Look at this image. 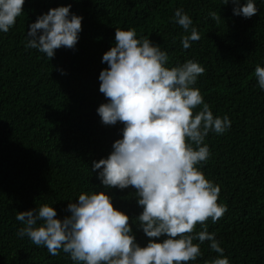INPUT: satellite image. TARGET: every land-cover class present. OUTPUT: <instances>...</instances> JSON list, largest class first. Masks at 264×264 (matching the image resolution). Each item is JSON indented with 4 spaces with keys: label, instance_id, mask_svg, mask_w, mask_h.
Here are the masks:
<instances>
[{
    "label": "trees",
    "instance_id": "16d2710c",
    "mask_svg": "<svg viewBox=\"0 0 264 264\" xmlns=\"http://www.w3.org/2000/svg\"><path fill=\"white\" fill-rule=\"evenodd\" d=\"M254 3L258 13L244 18L223 0H25L15 25L0 32V264H76L62 250L51 255L19 236L24 225L16 215L48 204L63 218L82 192L106 191L133 218L137 243L149 242L136 226L142 207L135 189H105L91 168L122 137L123 125H105L97 112L107 102L99 74L108 67L102 57L114 44L116 28L148 37L167 52V67L198 62L205 71L193 87L214 117L231 120L223 134L210 131L205 137L210 157L198 165L219 186L218 203L227 207L217 222H206L224 253L205 241L202 255L189 264L223 257L229 264H264V90L255 76L256 66L264 67V0ZM67 4L83 17L75 49L61 47L50 60L26 48L29 25ZM177 8L193 21L187 32L173 21ZM213 11L221 15L219 24L209 15ZM191 27L201 38L184 49L181 40ZM203 227L197 224L193 235Z\"/></svg>",
    "mask_w": 264,
    "mask_h": 264
},
{
    "label": "clouds",
    "instance_id": "9594fccd",
    "mask_svg": "<svg viewBox=\"0 0 264 264\" xmlns=\"http://www.w3.org/2000/svg\"><path fill=\"white\" fill-rule=\"evenodd\" d=\"M231 2L233 14L251 18L258 13L254 0ZM25 0H0V32L7 33L24 11ZM217 24L221 15L210 12ZM83 17L71 12V4L49 9L29 25L26 48L37 49L51 60L57 49H75ZM173 21L187 32L193 24L181 8ZM191 27L183 36L184 49L200 40ZM169 56L148 37L137 38L135 29L116 28L113 46L102 57L108 65L99 74V91L107 99L97 112L103 124L123 125L106 158L92 162V171L105 189H135L142 212L135 217L138 229L150 238L137 243L133 218L116 208L106 191L82 192L69 202V213L59 218L48 204L18 211L24 225L18 235L27 236L51 255L69 254L76 264H189L202 255L200 244L209 241L212 251L224 249L209 232L206 222L221 219L226 205L218 203L220 188L208 180L198 165L206 163L208 133L223 134L231 127L227 115H213L195 85L205 69L196 61L167 67ZM61 75L65 74L60 69ZM255 76L264 90V67ZM202 108L194 111L199 106ZM203 230L193 235L196 225ZM166 236L163 241L155 238ZM198 240L199 243H194ZM211 264H229L227 257Z\"/></svg>",
    "mask_w": 264,
    "mask_h": 264
}]
</instances>
